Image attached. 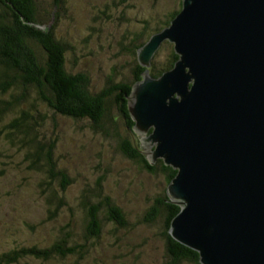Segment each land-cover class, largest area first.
Here are the masks:
<instances>
[{"label":"water","instance_id":"1","mask_svg":"<svg viewBox=\"0 0 264 264\" xmlns=\"http://www.w3.org/2000/svg\"><path fill=\"white\" fill-rule=\"evenodd\" d=\"M168 26L138 59L165 41L179 57L128 107L150 162L178 169L170 233L202 264H264V0H182Z\"/></svg>","mask_w":264,"mask_h":264},{"label":"rangeland","instance_id":"2","mask_svg":"<svg viewBox=\"0 0 264 264\" xmlns=\"http://www.w3.org/2000/svg\"><path fill=\"white\" fill-rule=\"evenodd\" d=\"M51 1L41 0L43 14L52 13ZM180 3L181 0H67L60 9L61 18L55 24V32L57 38L64 39L67 49L73 46L67 57L78 59L74 71L90 74L93 92L98 93L115 82H133L134 86L143 80V76L135 79L134 68L140 62L137 50L153 34L169 27L164 26V21ZM54 20L48 23H55ZM139 41L145 43L137 46ZM166 44L154 53L150 66H144L152 77H159L161 74L154 75V72L167 65L171 47ZM108 103L110 117H104L96 129L90 117L77 119L57 114L47 104L37 101L38 111L45 115L41 133L49 134L52 130L60 137L55 159L71 178L67 188L61 191L66 205L58 212L55 206L49 205L51 191L40 186L45 171L32 166L27 157L29 144L22 140L20 132L16 134L14 127L9 126L16 113L4 115L0 123V254L19 246H48L60 237V228L69 223L77 233V242L84 244L83 258L79 255H54L50 260L26 257L17 264L172 263L163 236L166 213L160 212L149 220L156 197L167 190L168 183L161 172L151 173L117 149L121 136L129 133L127 117L118 105L117 109L111 100ZM112 116L118 118V136ZM152 132L153 127L145 136ZM154 148L155 144L150 149ZM100 177L105 179V189L100 195L109 194L118 203L126 213L127 223L117 225L104 220L101 234L86 239L88 229L81 197H98L94 194L99 195ZM179 264L201 263L186 259Z\"/></svg>","mask_w":264,"mask_h":264},{"label":"trees","instance_id":"3","mask_svg":"<svg viewBox=\"0 0 264 264\" xmlns=\"http://www.w3.org/2000/svg\"><path fill=\"white\" fill-rule=\"evenodd\" d=\"M66 3L67 0H52L50 2L54 7L52 13L43 14L40 9L41 0H0V123L4 121V115L8 116L11 113L18 115H15L9 126L14 127L16 134L20 132L22 140L29 144L27 157L32 166L45 171L40 186L51 191L49 205L55 206V212L66 205L61 191L67 188L71 178L58 166L55 159L57 141L60 137L50 129L49 134L41 133V127L44 126L42 118H45V115L38 111L37 101L47 104L57 114L77 119L90 117L92 126L97 129L102 125L104 117H110L108 101L111 100L116 107L119 106L122 115L127 117L129 130L126 137L121 136L117 149L122 150L125 157L136 160L151 173L161 172L168 184L178 172V169L165 164L161 158L155 164H151L140 147V137L134 128L135 121L128 107V94L132 90L133 82H115L113 86L95 93L91 90L90 74L85 71H74L78 59L67 57V52L72 50L73 46L69 45L67 49L63 44L64 39L57 38L55 32V24L61 18L60 9ZM181 8L182 0L180 7L172 11L164 21V26L170 25ZM54 18L55 23H48ZM138 36L136 35V38L140 37ZM133 42L135 43V39ZM144 43L145 41H139L136 45L142 46ZM163 44L171 47L168 60L165 61L167 65L154 72V75H160L172 67L179 57L171 42L165 41ZM144 69L145 67L137 62L134 68L136 80L142 78ZM25 104L29 105L27 109ZM33 111L38 114L35 115ZM116 119L118 118L112 116L111 121L116 127L117 134ZM97 185L100 188L99 195L94 194L98 196L97 198L93 199L86 195L81 197L86 218L85 226L88 229L85 232L86 239L101 234L104 220L113 221L117 225L127 223L126 213L118 203L109 194L100 195L105 189V179L100 177ZM180 209V205L172 202L168 190H165L156 197L155 205L149 213V220L160 212L166 213L163 236L167 240L168 252L172 257L171 264H179L181 260L186 259L201 263L198 251L177 241L170 233L171 221ZM76 234L72 225L67 223L60 228V237L52 244L19 246L7 250L0 254V264H17L20 259L26 257L50 260L54 255L63 257L79 255L83 258L84 244L77 242Z\"/></svg>","mask_w":264,"mask_h":264},{"label":"bare ground","instance_id":"4","mask_svg":"<svg viewBox=\"0 0 264 264\" xmlns=\"http://www.w3.org/2000/svg\"><path fill=\"white\" fill-rule=\"evenodd\" d=\"M169 185V184H168ZM168 187V186H167Z\"/></svg>","mask_w":264,"mask_h":264}]
</instances>
